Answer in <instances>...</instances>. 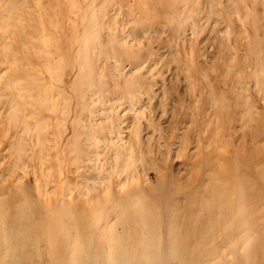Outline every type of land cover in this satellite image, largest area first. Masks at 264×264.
<instances>
[{
  "label": "rangeland",
  "instance_id": "374dc122",
  "mask_svg": "<svg viewBox=\"0 0 264 264\" xmlns=\"http://www.w3.org/2000/svg\"><path fill=\"white\" fill-rule=\"evenodd\" d=\"M0 264H264V0H0Z\"/></svg>",
  "mask_w": 264,
  "mask_h": 264
}]
</instances>
